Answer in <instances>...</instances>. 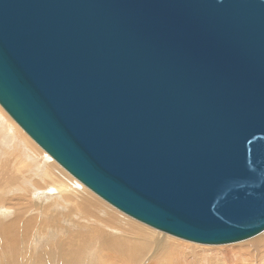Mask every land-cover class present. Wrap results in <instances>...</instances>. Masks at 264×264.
Returning a JSON list of instances; mask_svg holds the SVG:
<instances>
[{
	"label": "water",
	"instance_id": "1",
	"mask_svg": "<svg viewBox=\"0 0 264 264\" xmlns=\"http://www.w3.org/2000/svg\"><path fill=\"white\" fill-rule=\"evenodd\" d=\"M0 107L137 222L264 231V0H0Z\"/></svg>",
	"mask_w": 264,
	"mask_h": 264
},
{
	"label": "bare ground",
	"instance_id": "2",
	"mask_svg": "<svg viewBox=\"0 0 264 264\" xmlns=\"http://www.w3.org/2000/svg\"><path fill=\"white\" fill-rule=\"evenodd\" d=\"M35 144L0 108V264H82L86 256L87 264H127L130 261H125L127 256L133 259V264H156L159 256L170 251L167 243L198 252L196 257L205 262L206 257L214 253L218 257L211 260L213 263L264 264L263 235L243 245L230 244L229 249L161 236L99 201ZM49 186L46 196L41 189ZM13 191L16 194L11 193ZM30 196L40 204L33 203ZM97 207L104 210L105 219L99 216ZM72 209L79 217L74 216ZM59 212L60 217H54ZM109 216L126 224L130 230L114 224L112 231L120 235L112 237L101 230L90 234L91 225L85 227L87 233L75 229L81 227V222H96L100 227H108ZM190 258L192 261L194 254L186 256V260Z\"/></svg>",
	"mask_w": 264,
	"mask_h": 264
},
{
	"label": "rangeland",
	"instance_id": "3",
	"mask_svg": "<svg viewBox=\"0 0 264 264\" xmlns=\"http://www.w3.org/2000/svg\"><path fill=\"white\" fill-rule=\"evenodd\" d=\"M1 108V107H0ZM2 109V108H1ZM3 110V109H2ZM6 113V112H5ZM8 116V115H7ZM9 117V116H8ZM10 118V117H9ZM11 119V118H10ZM12 120V119H11ZM13 121V120H12ZM14 122V121H13ZM15 123V122H14ZM16 124V123H15ZM17 125V124H16ZM19 127V126H18ZM19 129H21V128H19ZM23 132V131H22ZM24 133V132H23ZM25 134V133H24ZM26 135V134H25ZM27 136V135H26ZM28 137V136H27ZM29 138V137H28ZM30 139V138H29ZM31 140V139H30ZM32 141V140H31ZM33 142V141H32ZM34 143V142H33ZM35 144V143H34ZM35 146L40 150V151H43V150H41V148H39L36 144H35ZM45 153V152H44ZM46 154V153H45ZM47 155V154H46ZM48 156V155H47ZM49 157V156H48ZM50 158V157H49ZM51 159V158H50ZM52 160V159H51ZM53 161V160H52ZM62 171H64L70 178H72L75 182H77V183H79L77 180H75L71 175H69L63 168H61L56 162H54ZM80 184V183H79ZM80 185H82V184H80ZM83 186V185H82ZM51 186H49V187H47V188H43V189H41V190H44L45 191V193H46V190H48L49 188H50ZM84 187V186H83ZM85 189H87L86 187H84ZM88 190V189H87ZM89 192H91L90 190H88ZM11 193H15L14 191L13 192H11ZM92 193V192H91ZM16 194V193H15ZM49 194V193H48ZM47 193L45 194L46 196L48 195ZM94 196H96L94 193H92ZM50 196V195H49ZM52 196H56V195H52ZM35 197L33 196V198H32V196H30V200H32V202L33 203H37V205H38V201L36 200L35 202H34V199ZM96 198L99 200V201H101L102 203H104V204H106L107 206H110L109 204H107L105 201H103L101 198H99L98 196H96ZM40 204V203H39ZM46 207H48V206H46ZM111 207V209H113L115 212H117V213H119V214H121V216H123V217H126L127 219H131L132 221H134V222H137L136 220H133L132 218H130V217H128V216H126V215H124V214H122L121 212H119L118 210H116L115 208H113L112 206H110ZM101 208V207H100ZM102 209V208H101ZM103 210V209H102ZM68 211H69V209H68ZM68 211H67V213H68ZM96 211L98 212V214H99V216L103 219V217H104V219H105V214H104V210L103 211H101L98 207L96 208ZM10 212H12V211H10ZM72 213L74 214V216L75 217H79V215L78 214H76L75 213V210H73L72 209ZM61 215V212H59L58 214H57V216L55 215L54 217H60V215ZM12 215H14V212H12ZM109 218H110V220L111 221H108V227H100V224H98V223H84V222H81V227H79V226H76L75 227V229L76 230H78L77 232H81V233H87L88 232V230L85 228L86 226H90L91 227V231L89 232L90 234H92L94 231H96V230H101V231H103V233L105 232V233H107L108 235H110V236H112L113 237V235H115V236H119L120 235V233L119 232H115V231H112V229H113V227H114V224H115V226H121V227H125V228H127V229H129L128 228V226L125 224L124 225V223H121L120 221H118L117 219H115V218H113V217H110L109 216ZM117 220V221H116ZM116 222H118V223H116ZM121 224V225H117V224ZM137 223H139V224H141V225H143V226H145V227H147V228H149V229H152V228H150V227H148V226H146V225H144V224H142V223H140V222H137ZM83 224H84V226H83ZM124 226H123V225ZM93 226V227H92ZM110 226V227H109ZM67 227H69V226H67ZM78 227V228H77ZM70 228V227H69ZM71 229V228H70ZM130 230V229H129ZM152 230H154L155 232H157V233H159V235H161V236H167V237H172V238H175V237H173V236H170V235H167V234H164V233H162V232H159V231H157V230H155V229H152ZM111 232H113V234L111 233ZM118 234V235H117ZM260 235H261V237H260ZM264 236V232L263 233H261V234H259V235H257V236H255V237H253V238H250V239H247V240H244V241H241V242H238L237 244L236 243H232L231 245L233 246V245H243L242 243H246L247 241H253V240H255V239H261L263 236ZM160 236V237H161ZM175 239H177L178 240V238H175ZM45 240V239H44ZM153 240L155 241V239L153 238ZM179 241H182L181 239H179ZM151 242H152V240H151ZM150 242V243H151ZM182 242H186V241H182ZM188 242V241H187ZM190 244H196V245H199V246H206V247H214V248H219V249H229L230 247H232L230 244H225V245H201V244H197V243H193V242H189ZM48 243H46V245H47ZM42 245V244H41ZM45 245V244H44ZM43 245V246H44ZM149 245H151V244H149ZM169 245V246H168ZM43 246H41V248H43ZM167 248H171L170 249V251H168L167 253H165L163 256H159L158 258H157V260H156V264H197V263H201V264H212L213 263V261L214 260H216L215 258H217L218 256L216 255H213V254H211V255H208L207 257H206V259H207V261L205 262V261H201L200 259H198L197 257H196V254H199L198 252H189L188 250H186V249H183V248H179V247H176V246H173L172 244H170V243H167ZM171 246V247H170ZM173 246V247H172ZM224 246V247H223ZM226 246V247H225ZM45 247V246H44ZM175 247V248H174ZM98 252H100L99 250H98ZM172 253V254H171ZM168 254V255H167ZM189 254H194V259H192V261H191V258L189 259V260H186V256L187 255H189ZM175 257H174V256ZM181 255V256H180ZM171 256L173 257L172 259H170L171 258ZM184 256V257H183ZM166 257L167 258H169V260L168 261H166L167 259H166ZM127 259H125V261L126 262H128L129 260V262L127 263V264H131L132 263V261H133V259H130V256H127L126 257ZM164 259L163 261H162V259ZM179 258V259H178ZM185 258V259H184ZM213 259V261H211ZM157 261L159 262V263H157ZM179 261V262H178ZM196 263H195V262ZM200 261V262H199ZM211 262V263H210ZM88 263V260H87V256L85 257V260L83 261V263L82 264H87ZM154 263H155V261H154ZM133 264V263H132ZM213 264H221V262H219V261H215V263H213Z\"/></svg>",
	"mask_w": 264,
	"mask_h": 264
}]
</instances>
